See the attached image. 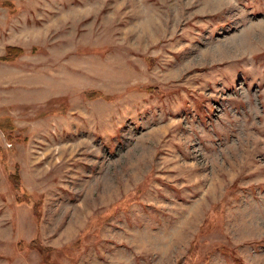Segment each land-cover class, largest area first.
Masks as SVG:
<instances>
[{"label": "rangeland", "instance_id": "obj_1", "mask_svg": "<svg viewBox=\"0 0 264 264\" xmlns=\"http://www.w3.org/2000/svg\"><path fill=\"white\" fill-rule=\"evenodd\" d=\"M0 264H264V0H0Z\"/></svg>", "mask_w": 264, "mask_h": 264}, {"label": "trees", "instance_id": "obj_2", "mask_svg": "<svg viewBox=\"0 0 264 264\" xmlns=\"http://www.w3.org/2000/svg\"><path fill=\"white\" fill-rule=\"evenodd\" d=\"M13 54L14 55L11 57V54L7 53L5 56L2 57V60L5 62L10 61L12 58H15L18 56V51H15Z\"/></svg>", "mask_w": 264, "mask_h": 264}]
</instances>
